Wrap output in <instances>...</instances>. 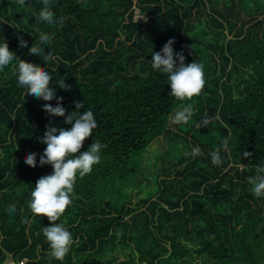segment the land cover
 Wrapping results in <instances>:
<instances>
[{"label":"trees","instance_id":"trees-1","mask_svg":"<svg viewBox=\"0 0 264 264\" xmlns=\"http://www.w3.org/2000/svg\"><path fill=\"white\" fill-rule=\"evenodd\" d=\"M41 10L38 0H0V39L17 60L50 73L65 115L76 102L93 110L97 127L81 151L93 138L106 147L77 177L56 221L72 233L70 250L49 262L40 228L53 222L27 201L37 179L53 172L39 163L46 126L71 125L43 109L56 99L28 98L17 87L14 64L0 70V264H264V196L246 180L264 163V0H54L49 10L60 22L52 27L33 22ZM42 33L52 34L46 64L19 48ZM170 38L185 64L204 65L205 85L191 99L172 97L166 75L151 68V51ZM186 104L192 119L171 123ZM215 112L219 119L197 127ZM157 140L166 148L155 155V189L133 203L126 190ZM221 140L227 148L213 165L209 152ZM29 153L36 167L25 164Z\"/></svg>","mask_w":264,"mask_h":264},{"label":"clouds","instance_id":"clouds-1","mask_svg":"<svg viewBox=\"0 0 264 264\" xmlns=\"http://www.w3.org/2000/svg\"><path fill=\"white\" fill-rule=\"evenodd\" d=\"M38 2L42 10L33 17L34 23L52 27L60 22L49 10L54 0H38ZM51 39L52 34L42 33L31 48H28L23 41L19 42V48L20 50L28 49V55L31 57H42L46 64L53 58L52 51L48 54L44 51ZM173 43L174 40L170 38L159 52L152 50L149 62L154 71L166 75L167 84L171 89L170 95L183 101L201 93L205 85L204 65L198 61L185 64L184 55L174 52ZM177 60L179 63H176ZM10 64L15 65L14 75L17 87L28 98L44 101L56 99L55 106L45 103L42 105L43 109L50 115L64 117L65 122L71 125L68 128L46 126L44 136L41 138V142L46 147L43 154L39 156V163L40 166L50 164L53 172L37 179L35 186L30 190V199L27 201L31 213L36 216H46L49 221L53 222L50 226H41L40 231L48 245L49 262L52 259L62 261L70 250L73 237L63 222L56 221L72 202L71 194L74 191L77 177L83 178L92 171L94 165L99 164L103 155L102 149L106 145L99 139L93 138V143L88 149L81 151L85 139L92 136L93 130L97 127L93 110L87 108L81 112L82 102H76V110L65 115L66 109L61 103L63 98L58 97L55 89L49 86L52 81L50 73L45 69L17 60L15 53L9 49L8 43L3 38L0 39V70ZM56 84L59 87H66L63 81H57ZM193 114L192 105L186 104L170 114V122L173 124L187 123L192 119ZM219 118L218 112L211 117L206 115L197 122V127L207 126L210 120ZM226 148V140H221L219 147L209 152L213 165L221 163L220 149ZM188 154L192 157L199 155V146H192ZM249 155L248 152H243V156L248 157ZM36 157V153H29L24 161L25 164L36 167ZM255 168V174L247 176L246 180L253 195L264 196V163L256 165ZM15 210L13 205L7 209V214L11 215Z\"/></svg>","mask_w":264,"mask_h":264},{"label":"rangeland","instance_id":"rangeland-1","mask_svg":"<svg viewBox=\"0 0 264 264\" xmlns=\"http://www.w3.org/2000/svg\"><path fill=\"white\" fill-rule=\"evenodd\" d=\"M138 21H145L146 19L142 16H137ZM166 148L164 142L162 140L154 141L146 155V159L144 165L141 169L140 174L134 180L133 186L127 188L126 193L130 195L131 200L133 203L138 202L139 199L144 198L150 195L155 189V155L157 153L163 152ZM127 250L118 249L117 256L120 260H124L127 258ZM10 262V260L8 261ZM201 262V259L197 257L194 261H189L188 263H181V264H197Z\"/></svg>","mask_w":264,"mask_h":264},{"label":"built area","instance_id":"built-area-1","mask_svg":"<svg viewBox=\"0 0 264 264\" xmlns=\"http://www.w3.org/2000/svg\"><path fill=\"white\" fill-rule=\"evenodd\" d=\"M138 16H139V15H138ZM6 264H24V262L15 263V262L10 261V262H7Z\"/></svg>","mask_w":264,"mask_h":264}]
</instances>
